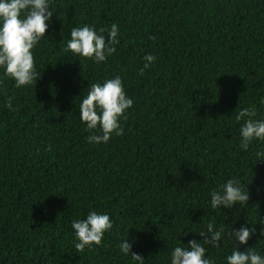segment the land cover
<instances>
[{
    "label": "trees",
    "instance_id": "trees-1",
    "mask_svg": "<svg viewBox=\"0 0 264 264\" xmlns=\"http://www.w3.org/2000/svg\"><path fill=\"white\" fill-rule=\"evenodd\" d=\"M32 49L41 74L17 88L0 68V264H170L195 239L205 258L253 248L264 257V141L240 148L243 120L264 119V0H50ZM118 25L116 51L99 64L65 52L73 27ZM107 37V32L104 33ZM154 37V39H149ZM155 62L145 69L144 56ZM119 76L133 105L122 135L93 144L79 105L93 83ZM9 97L12 107L6 106ZM51 147V151L46 150ZM236 179L246 206L211 208ZM107 214L101 245L77 253L73 220ZM223 227L219 247L198 232ZM255 228L247 244L230 235Z\"/></svg>",
    "mask_w": 264,
    "mask_h": 264
},
{
    "label": "clouds",
    "instance_id": "clouds-1",
    "mask_svg": "<svg viewBox=\"0 0 264 264\" xmlns=\"http://www.w3.org/2000/svg\"><path fill=\"white\" fill-rule=\"evenodd\" d=\"M49 2L50 0H0V68L4 70L5 78L15 81L17 88L35 85L41 75L36 71L32 49L45 37L47 21L53 15ZM118 32V25L115 23L110 28L98 30L90 25L73 27L64 51L99 64L116 51ZM155 59V56L146 54L144 66L138 74L143 75ZM132 105L133 99L126 95L119 76L102 84L93 83L79 105L80 120L85 124V131L90 133L88 142L107 143L113 134L122 135L124 128L121 121L127 119L126 112ZM6 106L11 109V97ZM255 116V108H244L235 117L237 121H244L240 128L239 146L242 150L246 151L253 140L264 141V119H253ZM46 150L51 151V147L46 146ZM256 156L260 158L258 160L264 159V151H257ZM210 195L212 209H220L221 206L231 208L235 204L244 207L249 200L248 191H245L236 179L227 180L219 191L214 190ZM71 226L75 241H78L74 242V246L79 253L86 247L101 245L104 233L110 230L113 224L107 214L90 211L86 218L73 220ZM223 232V227L215 230L214 224L210 222L207 231H200L198 234L204 244L219 247ZM254 233V227L241 226L238 230L232 229L230 235L235 241H239L240 245H244ZM131 248L132 245L127 240L119 245L121 253L130 255L137 264H144L143 258L132 252ZM205 253L206 248L200 241L191 239L187 247L174 248L170 264H214L212 259L205 258ZM226 260L227 264H264V257L252 247L242 251L238 245Z\"/></svg>",
    "mask_w": 264,
    "mask_h": 264
}]
</instances>
